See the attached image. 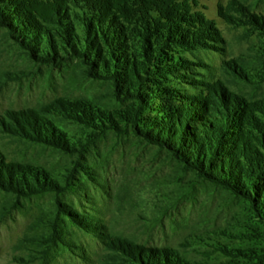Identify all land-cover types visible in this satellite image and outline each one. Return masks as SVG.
I'll return each mask as SVG.
<instances>
[{"label":"rangeland","instance_id":"1","mask_svg":"<svg viewBox=\"0 0 264 264\" xmlns=\"http://www.w3.org/2000/svg\"><path fill=\"white\" fill-rule=\"evenodd\" d=\"M0 264H264V0H0Z\"/></svg>","mask_w":264,"mask_h":264},{"label":"trees","instance_id":"2","mask_svg":"<svg viewBox=\"0 0 264 264\" xmlns=\"http://www.w3.org/2000/svg\"><path fill=\"white\" fill-rule=\"evenodd\" d=\"M200 165H202V162H201V160H200ZM210 166L211 167H213L214 166V164L210 161ZM260 184H262V183H260Z\"/></svg>","mask_w":264,"mask_h":264}]
</instances>
